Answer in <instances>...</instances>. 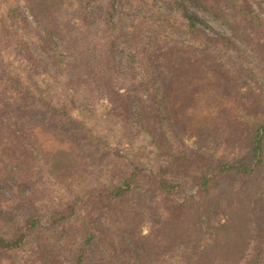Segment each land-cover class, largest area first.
<instances>
[{"label":"trees","instance_id":"16d2710c","mask_svg":"<svg viewBox=\"0 0 264 264\" xmlns=\"http://www.w3.org/2000/svg\"><path fill=\"white\" fill-rule=\"evenodd\" d=\"M87 1L82 6H91L97 14V9L101 8L99 3ZM171 1L178 8L189 2L209 10L216 19L229 25L237 40L248 44L251 43L248 40L254 41L256 38L257 42L264 41V19L256 13L249 0ZM37 2L26 0L36 21L44 25L46 35L39 34L40 40L43 44L48 43L49 47H56L51 37L54 36L62 43L64 50L65 44L74 41L66 39L56 22L60 0L38 2L43 4L42 7ZM52 4L54 8H50ZM222 4L232 11L231 19H227L226 12L221 9ZM112 8L116 10L115 3ZM9 10L16 16V10ZM114 10L108 13L106 19L108 53H102V46L97 48L77 44L75 50L78 55L62 50L53 57V62L66 66L71 63L69 56H73L75 61L82 57L80 64L87 65L80 70L77 78L84 79L87 85L93 82L100 92H105L112 115L122 124L136 128L140 135H146L157 161L167 164L160 173L144 165L133 167L120 183L94 190L85 197L67 203L63 210L51 217V224L61 228L55 229L48 238L36 242L31 248L27 264H82L87 252L85 247L72 260L66 257L77 231L65 225V222L81 213L87 215L88 224L95 231L104 233L115 250H124L127 264H150L157 256L182 247L193 236L199 235L202 217L211 219L214 211L220 209L222 200L221 219L213 228L210 242L194 251V264H264V196L262 200L259 199L261 187L264 186V117L252 118L249 123L241 117L242 114L256 115L255 107L259 111L261 107L264 109V104L259 106L252 95L237 92L230 70L212 58L206 48H194L193 45H181L180 42L170 46L157 42L156 51H146L140 60L139 69L144 71V75L139 89L129 94L121 93V88L118 89L119 71L123 72L122 67L125 65L113 50L114 42L121 32L114 19ZM182 10L183 30L193 39L200 42L206 39L211 47L235 44L233 39L224 35H207L203 29L207 25L184 8ZM52 16L54 19H50ZM167 20L171 26H176L170 23V19ZM49 21L52 25L47 24ZM27 22L25 20L24 24ZM12 31L7 27L3 33L15 38L16 33ZM20 50L28 53V61L39 65L30 48L21 41ZM131 50L128 48L127 57L135 62ZM19 85L16 82V87ZM2 102L0 96V104ZM199 103L205 106L208 115L201 120H194L191 110ZM44 105L47 103L37 105L38 111ZM46 108V111L59 115L60 120H71L65 110L59 111L49 105ZM35 109L32 115L37 117ZM182 137H195L197 150L189 154L180 149ZM16 143L11 137L0 133V154L13 150L12 160L20 170L34 165L37 157L30 144L26 140ZM222 147L247 150V154L243 159L228 160L219 153ZM61 160L69 163L72 157H61ZM196 173L200 174L195 181L198 190L196 195H192L187 192L186 181ZM229 179H237L242 185L225 190L223 185ZM138 193L142 197L135 198L139 196ZM115 211L124 214V218L132 224L148 223L149 233L141 237L135 231L116 232L107 228L100 217L106 213L114 214ZM40 224L39 219H31L25 227H17L12 237L0 235V257L9 260L19 254ZM94 238L95 232L90 233L86 245L92 244Z\"/></svg>","mask_w":264,"mask_h":264},{"label":"rangeland","instance_id":"374dc122","mask_svg":"<svg viewBox=\"0 0 264 264\" xmlns=\"http://www.w3.org/2000/svg\"><path fill=\"white\" fill-rule=\"evenodd\" d=\"M38 2V6L42 7L43 4ZM60 2L56 22L66 39L74 41L65 44L64 50L62 43L54 36L51 37L56 47L43 44L39 34L46 35L44 25L36 21L26 0H0V96L3 99L0 104V133L17 143L26 140L37 157L34 165L20 170L12 160L13 150L0 154V235L12 237L17 227H25L31 219L41 221L21 252L9 260L7 257H0V264H27L31 248L36 242L41 238H48L55 229L61 228L51 224V217L63 210L67 203L85 197L94 190L120 183L133 167L144 165L153 172L160 173L167 164L157 161L146 135H140L136 128L122 124L112 115L105 92H100L93 82L87 85L84 79L77 78L80 70L87 65L80 64L82 57L75 61L73 56H69L71 63L66 66L53 62V57L62 50L64 53L78 55L75 50L77 44L97 48L102 46V53H108L110 50L106 40L109 32L106 19L108 13L114 10V3V19L121 32L114 42L116 44L113 50L125 65L122 67L123 72L119 71L121 76L118 79V89L121 88V93L129 94L139 89L144 75V71L139 69L140 60L146 51H156L157 42L168 46L180 42L181 45L206 48L212 58L230 70L237 92L252 95L259 106L264 104V41L257 42L256 38L254 41L248 40L251 41L248 44L235 39L229 25L216 19L209 10L189 2L178 8L171 0H95L93 3L101 6L96 14L91 6H82L88 3L87 0ZM249 2L264 19V0ZM169 7L172 9L169 10ZM50 8H54V4ZM183 8L207 25V28H203L207 35H224L233 39L235 44L211 47L206 39L201 42L193 39L183 30ZM9 9L16 10V16ZM221 9L226 12L227 19H231L232 11L225 4H222ZM167 19L176 26H171ZM25 20L28 21L27 25L24 24ZM47 24L52 25L51 21ZM7 27L16 33L15 38L4 35L3 30ZM20 41L30 48L39 62L38 66L28 61V53L20 50ZM128 48L132 49L135 62L128 59ZM63 58L65 59L64 55ZM88 80L89 78L86 82ZM16 82L20 87H16ZM44 102L59 111H67L71 120H60L59 115L46 111L47 105L38 111L37 105ZM199 104L191 110L194 120H201L208 115L205 106ZM35 107L37 117L32 115ZM257 109H254L256 115L242 114L243 121L249 123L252 118L264 117V109ZM180 140V149L189 154L197 150L195 137H182ZM219 153L225 159L235 160L243 159L247 150L222 147ZM68 156L72 157V161L63 163L61 157ZM199 175L196 173L186 181L189 194H197L198 186L195 181ZM239 185H242L241 181L229 179L223 189L237 188ZM138 195L135 198L142 197L141 193ZM260 195L259 199L262 200L264 186L261 187ZM223 205L222 200L220 209L214 211L211 219L202 217L199 235L193 236L184 246L157 256L150 264H194V251L210 242L213 228L221 219ZM120 213H106L100 218L107 228L116 232L135 231L141 237L149 233L148 223L132 224ZM65 225L66 228L77 231L73 246L66 253L68 260L77 257L85 247L87 252L82 264H127L124 250H115L104 233L95 231L88 224L85 213L65 222ZM92 232H95V238L88 246L86 239Z\"/></svg>","mask_w":264,"mask_h":264}]
</instances>
